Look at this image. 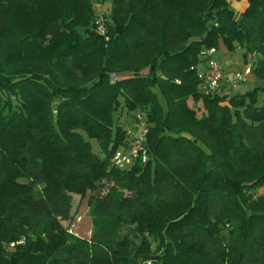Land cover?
<instances>
[{"label": "trees", "instance_id": "trees-1", "mask_svg": "<svg viewBox=\"0 0 264 264\" xmlns=\"http://www.w3.org/2000/svg\"><path fill=\"white\" fill-rule=\"evenodd\" d=\"M97 1L0 0V264H264V86L200 77L223 44L264 81V0ZM122 107L149 128L127 169ZM81 191L90 238L63 223Z\"/></svg>", "mask_w": 264, "mask_h": 264}, {"label": "built area", "instance_id": "built-area-1", "mask_svg": "<svg viewBox=\"0 0 264 264\" xmlns=\"http://www.w3.org/2000/svg\"><path fill=\"white\" fill-rule=\"evenodd\" d=\"M96 31L101 34L106 33V22L101 17L98 20ZM217 51L218 49L216 47H212L207 49L204 54L207 58V63L206 68L200 72V77L202 80V88L207 94L223 91L227 86L229 87V90H234L238 88L242 82L246 81L247 75L251 73V66L248 65L244 72L236 73L234 76L228 77L225 67L215 56ZM137 120V131L133 135V139L129 142L126 149L118 150L112 159V162L121 169L131 167L138 160L145 162L149 158V152L146 145L149 128L145 121V115L139 113ZM70 232L73 231L70 229ZM14 245V242L11 243V246ZM148 264L154 263L148 261Z\"/></svg>", "mask_w": 264, "mask_h": 264}, {"label": "rangeland", "instance_id": "rangeland-1", "mask_svg": "<svg viewBox=\"0 0 264 264\" xmlns=\"http://www.w3.org/2000/svg\"><path fill=\"white\" fill-rule=\"evenodd\" d=\"M232 3L234 1H237V0H231ZM243 1H246V0H243ZM107 5L110 4V1H107L106 2ZM235 54H237L234 59L238 62L237 63V68H241V72H244L245 71V68L248 65H250L251 63H247L242 55V51L239 49L237 51L234 52ZM222 57V53H220V49H218L217 53H216V58L223 64L224 67H226V63L221 59ZM252 57L250 56L249 57V61H251ZM246 63H244L243 62ZM240 73V72H238ZM247 78H248V75H247ZM264 86V81L263 80H259V81H251V80H246L244 82H242L238 88L232 90V93H236V92H241V91H244L245 89H252L254 88L255 86ZM225 86V85H224ZM241 90V91H240ZM160 93V92H159ZM160 98L161 99H164L162 94L160 93ZM264 100V91L263 90H260L259 91V95H258V102L259 103H262ZM115 118L116 120L119 121L120 124H124V125H131L132 127V131H137V127L135 126V122H130L131 118H132V114L128 113L126 111V108L125 107H122L120 108L117 112H116V115H115ZM131 131V130H130ZM134 132V133H135ZM129 133V131L127 132ZM132 134V133H130ZM94 148L95 150H98L99 147L97 145V142L95 141L94 143ZM264 189V186L262 187ZM261 188V189H262ZM73 191H76V190H73ZM89 195V191L86 192V193H83L82 191L81 192H72L71 194V200H70V203H69V209H68V216H67V219L63 220V223H64V226L71 229L72 231L73 228H72V223H74V221L77 219L78 216L81 215L82 219L77 223L79 226H80V229H79V226L77 227V231L80 232V233H85L87 230H89L90 226L92 225V220L90 218V216L88 215H84L83 213V210L89 205L88 203V196ZM88 204V205H87ZM126 232V230L123 231V233Z\"/></svg>", "mask_w": 264, "mask_h": 264}, {"label": "crops", "instance_id": "crops-1", "mask_svg": "<svg viewBox=\"0 0 264 264\" xmlns=\"http://www.w3.org/2000/svg\"><path fill=\"white\" fill-rule=\"evenodd\" d=\"M107 1H110L109 5L106 4ZM230 5L234 10L241 12L247 8V6L249 5V0H246V1L237 0V1H234L233 3L230 0ZM110 6H111V0L97 1L94 5L96 15L100 16V15H103L105 12H108L110 9ZM220 53H222L221 59L227 64L225 67V70L227 72L228 77H232L236 73L243 71V70H241V68H237L238 62L234 59V57L237 54H235L232 51H229L223 44L220 48ZM215 56H216V54H215ZM243 62H244V60H243ZM247 67H248V64H247L246 68ZM248 80H251L253 82L259 81L258 79L254 78L251 73L248 74L247 81ZM225 89L229 90V87L227 86V87H225ZM248 90H250V89H245L244 91H241V90L240 91L246 92ZM83 213L85 216L89 215L91 220H92V217H91L90 211H89V205L83 210ZM81 215L82 214H80V216L77 217V219L74 221V223H72V225H73L72 228L74 230L73 232L80 237L90 238L91 233H92V228H93V222H92V225L90 226L89 230H87L85 233L82 234V233L77 231V227L79 226L77 223L82 219ZM79 229H80V226H79Z\"/></svg>", "mask_w": 264, "mask_h": 264}]
</instances>
